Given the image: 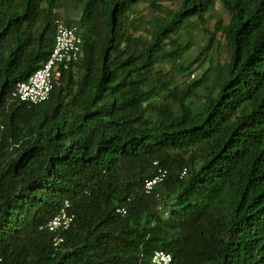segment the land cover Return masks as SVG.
<instances>
[{"label":"trees","instance_id":"trees-1","mask_svg":"<svg viewBox=\"0 0 264 264\" xmlns=\"http://www.w3.org/2000/svg\"><path fill=\"white\" fill-rule=\"evenodd\" d=\"M169 1L0 0V264H264V0H219L226 22L217 0ZM57 18L82 54L48 100L21 101ZM213 18L188 59L182 36ZM217 33L229 52L212 69ZM66 200L56 243L40 227Z\"/></svg>","mask_w":264,"mask_h":264},{"label":"built area","instance_id":"built-area-1","mask_svg":"<svg viewBox=\"0 0 264 264\" xmlns=\"http://www.w3.org/2000/svg\"><path fill=\"white\" fill-rule=\"evenodd\" d=\"M55 45L48 59L34 72L29 78L20 81L13 95L21 101L30 104H40L49 99L54 87L55 74L59 66L67 65L70 62L77 61L81 55L82 37L79 29L75 25H68L63 20L56 21ZM164 175H157L153 179L145 182L147 192H150L154 186L163 180ZM120 213H126V208L118 209ZM76 214L71 209V203L66 200L59 212L53 216L47 223L40 227L51 233L56 234V243L63 240L62 234L68 230L75 219ZM172 254L165 250H156L151 261L153 264H171Z\"/></svg>","mask_w":264,"mask_h":264},{"label":"rangeland","instance_id":"rangeland-1","mask_svg":"<svg viewBox=\"0 0 264 264\" xmlns=\"http://www.w3.org/2000/svg\"><path fill=\"white\" fill-rule=\"evenodd\" d=\"M179 0L176 1H169L166 2V6L168 8H173V7H178L179 6ZM142 9H141V13L143 14V16H145L146 18H151L153 16L156 15V13H154L150 8H148L146 5H142ZM216 12L218 15H222L225 19V22L227 21L228 17L226 12L223 10L222 5L220 4L219 0H217V4H216ZM70 13V12H69ZM73 15V14H71ZM74 19H77L78 16L74 15L73 16ZM216 19L213 18V20L206 24L203 28L202 25L197 29L198 31V36H195L193 38L192 34L189 33H184V36H182L183 39L188 40L189 38L193 41V48L188 51L186 53L188 59L195 57L203 48V46L205 45V41L202 40V36H206L208 37L210 34L213 33L214 31V25H215ZM217 39L220 40V47H212L209 52H208V56H211L212 60H211V68H217L218 66H220V60L224 59L227 60V53L228 48L225 45V39L222 36V33H217L216 35ZM208 61H210V57L207 61H205V65L202 67H197V68H193L195 69L194 73L191 74V76L189 77V81H191L192 78H198L200 76L201 73H203L202 71H204L205 66L208 65ZM210 64V63H209ZM212 71V70H211Z\"/></svg>","mask_w":264,"mask_h":264},{"label":"clouds","instance_id":"clouds-1","mask_svg":"<svg viewBox=\"0 0 264 264\" xmlns=\"http://www.w3.org/2000/svg\"><path fill=\"white\" fill-rule=\"evenodd\" d=\"M58 19H61V20H63L64 22H65V19L64 18H57L56 20H55V24H56V21L58 20ZM66 24H68L67 22H65ZM68 25H73V24H68ZM75 26H77V25H75ZM79 34H80V32H79ZM55 35H56V26H55ZM81 36V35H80ZM54 45H55V42H54ZM82 45H83V39H82ZM82 45H81V54H82ZM53 48H54V46H53ZM53 50V49H52ZM52 52V51H51ZM51 54V53H50ZM50 56V55H49ZM81 56V55H80ZM80 58V57H79ZM75 62V61H74ZM70 63H72V62H70ZM69 64V63H68ZM67 64V65H68ZM67 65H61V66H59V68L57 69V71H56V73H58V74H55V76H58L59 75V73H60V68L61 67H66ZM38 69V68H37ZM34 72V71H33Z\"/></svg>","mask_w":264,"mask_h":264}]
</instances>
